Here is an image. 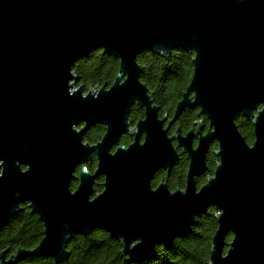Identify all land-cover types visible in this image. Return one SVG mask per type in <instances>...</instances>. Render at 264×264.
Listing matches in <instances>:
<instances>
[{"label": "water", "instance_id": "95a60500", "mask_svg": "<svg viewBox=\"0 0 264 264\" xmlns=\"http://www.w3.org/2000/svg\"><path fill=\"white\" fill-rule=\"evenodd\" d=\"M99 49L118 59V73L84 92L73 66ZM175 50L192 55V75L172 116L160 117L136 57ZM134 104L143 116L132 125ZM196 108L207 130L200 119L170 136ZM238 114L252 123L251 144ZM96 125L100 140L84 142ZM213 142L217 161L198 187ZM177 149L188 161L184 187L153 188ZM23 206L43 224L42 238L2 250L0 264H66L68 243L96 228L121 242L122 256L151 252L188 235L210 207L208 264H264V0H0V231Z\"/></svg>", "mask_w": 264, "mask_h": 264}, {"label": "trees", "instance_id": "16d2710c", "mask_svg": "<svg viewBox=\"0 0 264 264\" xmlns=\"http://www.w3.org/2000/svg\"><path fill=\"white\" fill-rule=\"evenodd\" d=\"M192 55L188 52L175 50L169 56L162 53L143 51L137 55L136 60L142 67L140 80L153 93L154 102L159 107V116H172L176 103L180 100L182 92L192 75ZM119 61L116 57L109 55L99 49L88 56L80 59L73 66V74L77 79L76 87L83 86L84 91L89 89L109 87L118 73ZM143 116V109L135 104L131 108L129 121L132 125ZM202 117L199 110L186 109L173 124L171 132L178 126L182 131L198 122ZM235 123L247 143L251 144L254 138L251 121L243 115L238 114ZM104 128L100 125L90 128L84 134V141L90 144L100 140ZM129 135L121 137V144L128 145L131 142ZM216 144L211 146L206 162L213 172L217 158L214 155ZM95 158L92 162L86 163L89 171L95 168ZM185 158H180L178 167L172 172L173 183L169 184L170 189L181 180V166L185 168ZM81 168H78V171ZM207 177V176H206ZM164 178V172H157L152 185L155 186ZM205 179H197L202 182ZM102 178L95 182L96 191L102 189ZM77 182H71V189H74ZM216 210L210 207L206 214L196 218L191 232L170 243L158 244L151 252L131 254L122 256L121 242L111 237L106 231L100 228L92 230L88 235H77L67 245L69 256L66 264H208L211 237L217 227L215 220ZM43 224L38 216L31 214L30 210L23 206V210L11 218L0 231V252L8 249L12 253L16 248L31 249L35 247L42 238ZM231 235L226 240L229 241ZM16 264H53V261L44 257H28Z\"/></svg>", "mask_w": 264, "mask_h": 264}, {"label": "flooded vegetation", "instance_id": "af4514ba", "mask_svg": "<svg viewBox=\"0 0 264 264\" xmlns=\"http://www.w3.org/2000/svg\"><path fill=\"white\" fill-rule=\"evenodd\" d=\"M85 92V91H84ZM135 105V104H134ZM133 107V106H132ZM202 117V116H201ZM201 119H203V126H204V129H203V132H205L206 130H207V128H208V123H207V121L205 120V118H201ZM129 120V119H128ZM97 126V125H96ZM173 126V125H172ZM172 126L170 127V129H169V135L170 136H172V134L174 133V132H171V128H172ZM194 125H192L190 128H192ZM93 127H95V126H93ZM195 127V126H194ZM90 128H92V127H90ZM89 128V129H90ZM177 128H179L180 129V131L182 132V133H185L186 131H182L181 130V128L178 126ZM189 128V129H190ZM88 129V130H89ZM176 129V128H175ZM87 130V131H88ZM86 131V132H87ZM85 132V133H86ZM84 133V134H85ZM125 135H128V134H125ZM84 137V136H83ZM129 137H131V136H129ZM132 139V138H131ZM83 140H84V138H83ZM85 142V141H84ZM196 143H197V140H196V138H194V145H196ZM129 144V143H128ZM173 144H174V146L176 145V143H175V141L173 140ZM213 144H216V142H213V143H211V145H210V148H209V150H208V152L210 151V149H211V146L213 145ZM216 147H217V144H216ZM177 152H178V154H179V160H178V162L176 163V165L172 168V170H171V172L169 173V176L167 177L166 176V173H165V171L164 170H158L159 172H164V178L162 179V180H159V182L157 183V185L160 183V182H162V181H164V182H166L167 183V185H168V187H169V184L170 183H173L174 182V179L172 178V172L178 167V165H179V163H180V158H182V157H184L185 158V168H182V166H181V180L179 181V183L178 184H180L181 183V185H179V186H175V189L176 188H183L184 187V183H185V174H186V169H187V165H188V161H187V159H186V157H185V155L184 154H182L181 152H180V149H177ZM208 152H207V155H208ZM207 155H206V158H207ZM94 157V156H93ZM93 157L91 158V160H89L87 163H89V162H92V159H93ZM95 158V157H94ZM206 164H207V162H206ZM210 170L211 169H209L208 168V171L207 172H205L203 175H201V176H199L197 179H205L204 181H202V182H198L197 181V179H196V181H197V185H198V187L199 186H201L202 184H204L205 183V181H206V178L207 177H209L210 175H212V173L210 174V175H208V172H210ZM214 170V169H213ZM157 171V172H158ZM92 172V171H91ZM157 172L154 174V176H153V180L155 179V177H156V175H157ZM77 173H78V169H77ZM207 176V177H206ZM100 178H102V177H100ZM98 180V179H97ZM96 180V181H97ZM152 180V181H153ZM152 181H151V185H152ZM77 182V181H76ZM78 183V182H77ZM157 185H155V186H153L152 185V187L153 188H155ZM77 186V185H76ZM75 189V188H74ZM171 190H173V189H171Z\"/></svg>", "mask_w": 264, "mask_h": 264}]
</instances>
